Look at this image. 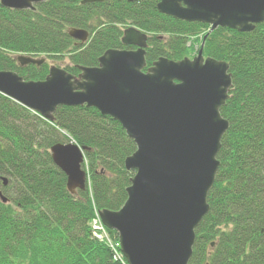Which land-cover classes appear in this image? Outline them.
<instances>
[{
    "label": "trees",
    "instance_id": "1",
    "mask_svg": "<svg viewBox=\"0 0 264 264\" xmlns=\"http://www.w3.org/2000/svg\"><path fill=\"white\" fill-rule=\"evenodd\" d=\"M82 1L45 0L34 11L0 6V71L43 81L47 62L21 67L13 57L43 56L77 77L78 67H97L106 51L133 49L121 43L129 27L147 35V70L160 58L196 55L207 35L203 56L227 63L231 75L219 111L229 126L188 264H264V22L250 32L208 33L206 24L159 13L158 0ZM71 29L88 32V40L72 39ZM68 142L86 148L87 184L75 194L49 152ZM135 150L121 125L94 108L60 106L49 122L0 94V192L7 200H0V264H126L92 237L89 224L94 211L124 205L134 176L124 161Z\"/></svg>",
    "mask_w": 264,
    "mask_h": 264
},
{
    "label": "water",
    "instance_id": "2",
    "mask_svg": "<svg viewBox=\"0 0 264 264\" xmlns=\"http://www.w3.org/2000/svg\"><path fill=\"white\" fill-rule=\"evenodd\" d=\"M45 0H0L10 10H35ZM101 0H83L82 4ZM135 2L138 0H117ZM157 11L186 23L250 32L264 22V0H158ZM81 43L88 33L71 29ZM160 58L144 71L147 36L135 28L121 42L134 50H108L94 68L78 67L75 77L51 66L43 81H24L0 71V94L52 122L60 106H86L119 123L136 150L124 167L135 174L118 211H101L102 224L118 234L127 264H188L195 229L208 214L207 196L228 122L219 110L231 87L227 63L204 58ZM21 66L45 59L17 56ZM73 142L53 145V164L66 176L70 194L84 191V152ZM3 186L7 180L2 178ZM0 200L6 198L0 192Z\"/></svg>",
    "mask_w": 264,
    "mask_h": 264
},
{
    "label": "built area",
    "instance_id": "3",
    "mask_svg": "<svg viewBox=\"0 0 264 264\" xmlns=\"http://www.w3.org/2000/svg\"><path fill=\"white\" fill-rule=\"evenodd\" d=\"M93 230H94V234L97 238H102L103 234H101V232H104L103 228L101 227L100 223L98 220H94L93 221ZM118 245L116 244L115 247H117ZM114 259H119V255L115 254Z\"/></svg>",
    "mask_w": 264,
    "mask_h": 264
},
{
    "label": "rangeland",
    "instance_id": "4",
    "mask_svg": "<svg viewBox=\"0 0 264 264\" xmlns=\"http://www.w3.org/2000/svg\"><path fill=\"white\" fill-rule=\"evenodd\" d=\"M196 55H191V56H189L187 59H189V60H192L194 57H195ZM13 57H15V55L13 56ZM37 58H43V57H37ZM47 63L49 64V66L50 65H55L56 67H63V63H61V62H59V61H52V60H47Z\"/></svg>",
    "mask_w": 264,
    "mask_h": 264
}]
</instances>
